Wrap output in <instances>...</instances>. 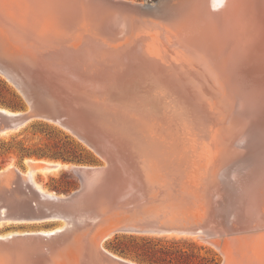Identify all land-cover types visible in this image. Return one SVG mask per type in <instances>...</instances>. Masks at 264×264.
<instances>
[{
	"label": "bare ground",
	"instance_id": "bare-ground-1",
	"mask_svg": "<svg viewBox=\"0 0 264 264\" xmlns=\"http://www.w3.org/2000/svg\"><path fill=\"white\" fill-rule=\"evenodd\" d=\"M0 4L14 6L15 11H10L19 25L27 21L35 26L39 11L40 32L47 45L54 41L61 50L71 51L85 41L89 50L82 62L86 64L78 62L81 56L78 61L74 58L76 63L69 60L99 71L103 94L121 100L126 112L120 122L125 138L141 144L143 155L184 154L205 162L209 172L234 180L240 194L260 207V219L255 214L253 232L226 237L221 248L217 239L207 243L221 250L220 264H264V0H171L165 3L168 13L159 19L136 11L117 19L106 4L83 0H0ZM2 25L7 31L16 30L17 42L36 45L25 28L7 19ZM0 110L12 113L2 106ZM20 128L0 131V137ZM25 161L28 169L12 171L10 186L2 176L13 165L0 170V223L60 222L49 229L0 233V264H86L82 239L54 252L68 238L70 218L20 216V212L42 210L48 205L47 197L58 195L37 181V172L54 174L73 165L47 159ZM89 179L84 201L92 200ZM27 196L36 202L34 206ZM113 235L100 236L98 244L107 249L104 241ZM46 246L53 247L47 255Z\"/></svg>",
	"mask_w": 264,
	"mask_h": 264
},
{
	"label": "water",
	"instance_id": "water-1",
	"mask_svg": "<svg viewBox=\"0 0 264 264\" xmlns=\"http://www.w3.org/2000/svg\"><path fill=\"white\" fill-rule=\"evenodd\" d=\"M83 1L106 4L117 19L135 11L159 19L168 13L165 3L171 0H154L155 5L128 0ZM10 10L15 11L14 6L0 4V74L18 91L24 105L12 113L0 110V131L22 128L34 121L55 122L100 159L84 167L72 163L66 169L78 178L75 189L68 193L54 191L58 195L47 197L48 205L42 210L20 212L25 219L56 214L72 220L67 226L68 238H63L54 252L65 251L73 239L79 238L86 264H144L102 248L98 238L118 233L171 234L212 242L253 232L260 207L240 194L234 180L209 172L205 162L184 154L143 155L141 144L125 138L120 122L126 112L121 100L103 94L104 82L92 65L86 70L69 60L81 56L77 61L86 64L82 62L87 60L89 50L85 41L71 51L61 50L54 41L47 45L40 32L43 19L39 11L33 26L27 21L19 25ZM4 19L25 28L36 45L17 42L16 30L7 31L2 25ZM99 47L96 50L102 45ZM88 178L92 180V200L84 201ZM49 248L53 249L46 246L45 255Z\"/></svg>",
	"mask_w": 264,
	"mask_h": 264
},
{
	"label": "rangeland",
	"instance_id": "rangeland-1",
	"mask_svg": "<svg viewBox=\"0 0 264 264\" xmlns=\"http://www.w3.org/2000/svg\"><path fill=\"white\" fill-rule=\"evenodd\" d=\"M132 1L153 2L154 0H132ZM0 77L3 78L1 75ZM9 86L19 95L20 107L16 109H12L9 107L7 108L11 110L22 109L24 105V101L22 97L11 84H9ZM0 93H2L6 98H10V95L7 92H5V90H2L1 85H0ZM2 140L6 142H9L12 140H14L15 142L20 141L23 144V146L27 147L28 149H38V150H41V152H45L47 154L43 156L24 155L23 157H20V154L18 153V151H16L17 147H15V145L17 144L14 145L15 151H11L3 155L0 154V170L7 167V165L9 164L13 165L2 176L3 181L5 179L6 183L9 186L11 185V179H12L10 178L9 175L12 173V171L17 172L20 169V171L25 172L28 169L29 166H28V163L25 161L26 159H34V160L47 159V160H53V161L66 162L70 164L72 163L92 164L100 160L98 156H96L90 149L84 146L81 142H79L75 137H73L67 131H65L64 129L60 128L59 126L55 124L44 122V121L31 122L25 125L24 127L20 128L16 132L10 134L7 137H0V141ZM75 143L79 144L82 147H85L88 150V152L80 150L79 147L75 146ZM1 147L3 146L0 142V148ZM53 156H57V157H53ZM62 156L64 158H62ZM67 156H74L75 159L68 160L65 158ZM35 176L37 178V181L44 188L49 189L51 191H55L57 193H68L72 191L73 189H75L79 183L78 178L66 168H62L60 169L59 172L54 173V174L52 173L43 174L41 172H37ZM28 197H31V196L26 197L28 203L30 202L29 204L34 206L36 202L34 200H30ZM59 222L60 221L58 220H54V221L53 220H43V221H30V222L21 223V222H16L13 220L11 222H6L3 220V222L0 223V233H5L7 231H12V230H22V229H31V230L32 229H49L59 224ZM136 235L140 236V234H130V233L115 234L104 241L105 246L108 250L115 252L111 249L110 245L116 242V240L127 239L130 236H136ZM146 236H154V235H146ZM167 238H171V237H167ZM191 240H194L197 243L206 246V248L211 249L213 252L216 253V256L218 258L217 264L222 263L223 255H222L221 250H219V248L215 247L213 244L209 242L207 243V241L202 242V241L195 240V239H191ZM223 245H224V240H219L218 246L221 248L223 247ZM201 252L204 253V250H202ZM121 256L135 260L134 258L130 256H125V255H121Z\"/></svg>",
	"mask_w": 264,
	"mask_h": 264
},
{
	"label": "trees",
	"instance_id": "trees-1",
	"mask_svg": "<svg viewBox=\"0 0 264 264\" xmlns=\"http://www.w3.org/2000/svg\"><path fill=\"white\" fill-rule=\"evenodd\" d=\"M0 85L2 90H5L10 95V98H6L0 93V106L4 105L5 108L9 107L16 109L20 107L19 95L11 89L9 84L0 77ZM2 106V107H4ZM8 108V109H9ZM2 146L0 148V154H6L11 151H16L20 154V157L24 155H47L45 152H41L38 149H28L23 146L20 141L14 140L6 142L0 141ZM7 144V145H5ZM17 144V145H15ZM15 145V147H14ZM75 146L80 150L88 152L85 147L75 143ZM57 157V156H53ZM62 158H64L62 156ZM68 160H74V156L65 157ZM168 236H146L136 235L130 236L127 239H118L112 245L111 249L121 255L130 256L138 262L144 264H217L218 258L216 253L206 246L197 243L188 237H174L167 238ZM204 250V253L201 251Z\"/></svg>",
	"mask_w": 264,
	"mask_h": 264
}]
</instances>
